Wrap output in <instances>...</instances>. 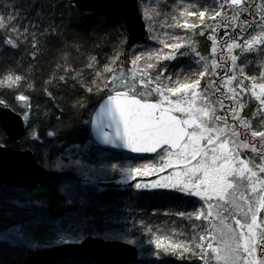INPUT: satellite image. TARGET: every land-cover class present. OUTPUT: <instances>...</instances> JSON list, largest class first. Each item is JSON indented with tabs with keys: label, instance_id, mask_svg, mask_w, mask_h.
Listing matches in <instances>:
<instances>
[{
	"label": "snow or ice",
	"instance_id": "1",
	"mask_svg": "<svg viewBox=\"0 0 264 264\" xmlns=\"http://www.w3.org/2000/svg\"><path fill=\"white\" fill-rule=\"evenodd\" d=\"M69 7L76 4L70 2ZM26 12L15 0H3L0 44L13 49L30 44L35 61L41 52V37L61 34L51 24L41 29ZM140 14L149 26L154 22L151 13L141 10ZM36 16L40 17L41 11ZM192 17L198 22H189ZM172 19L174 23L167 26L186 30L185 36L159 40L150 33L163 48L133 54L127 70L121 53L114 51L102 67L95 56H90L84 65L91 70L87 75L83 69L69 66L44 81L42 91L52 99L55 97L48 85L60 82L74 89L78 85L82 94L77 93L71 102L70 120L64 123L57 116V126L46 132L52 138L50 144L45 145L38 135V125L29 121L26 126L23 143L32 144L36 162L45 171L58 174L59 184L56 191L50 184H34L26 200H12L18 209L40 211L26 222L30 233L26 242L33 252L79 245L102 232L106 242L136 245L144 255L143 244L128 237L134 231H146L152 246L147 255L156 257L152 264H169L171 259L181 264L192 260L202 264H264V70L258 75L245 72L251 63L246 54H257L264 68V4L257 5L255 0H212L211 4L180 7L179 19L176 15ZM206 31L212 42L207 56L197 50L193 39ZM187 56L192 63L170 74L168 66L161 63ZM63 59L67 64V55ZM31 68L29 65V73ZM220 70H224L222 76ZM245 81H251V86ZM25 84L34 88L28 73L9 70L0 75V88L19 92ZM92 97L97 98L95 104ZM16 99L23 102V116L28 121L32 109L29 96L20 93ZM252 99L256 107L245 112ZM0 108L16 110L3 98ZM59 111L63 115L64 108ZM257 119L259 123L254 124ZM80 134H84L83 140L65 147L62 137ZM0 140V148L6 147L7 139ZM100 145L155 157L142 166L111 162L93 166L95 152L106 151ZM93 146L95 152L91 151ZM53 149L60 151L53 156ZM169 169L171 172L155 181L128 186L136 190L169 189L197 198L198 206L194 205L192 211L177 209L171 213L191 221V232L173 229L164 233L142 217L132 219L131 226L117 234L94 226L95 213L89 212L93 199L91 194H84L86 185L114 174L120 177L116 183L125 185L137 177ZM70 170L77 174L75 181L63 178ZM97 191L102 193L103 189ZM35 193H43L45 199L35 198ZM50 196L58 207L77 213L75 222L58 223L43 214ZM41 228L52 232V237L41 242ZM11 231L14 235L3 234L5 241L15 243L25 238L23 225Z\"/></svg>",
	"mask_w": 264,
	"mask_h": 264
},
{
	"label": "trees",
	"instance_id": "2",
	"mask_svg": "<svg viewBox=\"0 0 264 264\" xmlns=\"http://www.w3.org/2000/svg\"><path fill=\"white\" fill-rule=\"evenodd\" d=\"M168 3H199L204 5L211 3L212 0H165ZM15 2L27 10L26 14L33 22L38 23L40 28H47L50 24L57 29L61 34L59 36H51L45 39L41 37V52L38 54V58L34 61L31 53L33 49L30 44H22L18 49L4 46L0 44V75H3L9 70L15 71L17 74L28 73L30 82L34 84V88H28L27 85H22L19 92H14L11 89L0 88V98L5 99L11 104L16 111L23 114L24 106L23 102L18 101L16 96L23 93L30 98L32 109L29 112V121L33 125H38V135L45 140V145L52 142V138L46 136V132L54 129L58 121L57 116L61 117V121L67 123L72 117L70 105L77 93L82 94V90L79 86L74 89L71 84L64 86L63 82L59 85H48L49 91L53 93L55 99L47 96L43 91L44 81L51 78L53 72L62 74L64 67H72L76 69H83L85 75L90 69H85L84 65L88 62L90 56H95L100 62L102 67L107 62L106 58H111L114 51L121 53V60L124 62L125 70L131 68L130 59L132 53L138 50L147 51L153 48L159 49V46L154 41L151 45L148 43V37L145 41L140 42L133 47L127 45V32L125 23L106 11L97 12H81L76 7H69V0H15ZM3 0H0L2 5ZM257 5L264 4V0H255ZM41 11V16L37 17V11ZM142 10H144L142 8ZM27 23V20L24 21ZM171 21H163L162 27L164 31L174 30L177 33V29L174 27H168L172 25ZM157 24H147V28H156ZM161 30H159L160 32ZM166 32H160L159 40H167L161 38L165 36ZM3 36H0V40ZM194 39V37H193ZM197 46L200 51L204 49V38H195ZM76 46L79 47V51L76 50ZM198 50V49H197ZM199 51V50H198ZM239 54V50H237ZM67 55V64L64 63L63 57ZM254 57L259 61V57L254 53ZM180 57L176 61H167L165 64L168 66V74L177 71L181 68L179 64ZM118 63H120L118 61ZM259 63V62H258ZM60 64L62 67H58ZM29 65H32L31 72L29 73ZM261 65L259 66L257 73H250V75H258L261 71ZM264 70V68H262ZM72 75H76L75 72ZM251 82V81H250ZM253 100V99H252ZM251 100V101H252ZM96 97H92V103L95 104ZM39 106V107H37ZM59 108H64V113L61 115ZM251 109V107H250ZM47 113V116H45ZM86 118V117H85ZM26 134V132H25ZM24 134V136H25ZM23 136V137H24ZM0 137L7 139L4 133L0 130ZM23 137L14 142L13 145L16 148H29L34 153L36 151L31 143H23ZM65 140V147H69L73 142H79L84 139V134L78 136L62 137ZM8 141V140H7ZM2 142V140H0ZM9 143V142H8ZM39 147V146H38ZM59 149H53L52 155L59 153ZM91 151L95 152V146ZM109 155L103 158V160L93 158L91 161L93 166H98L100 163L107 164L118 163V157L122 156L109 151ZM99 152H95V155ZM132 160H143L145 158L123 155ZM88 162V161H86ZM118 177L117 175H111L103 179L114 181ZM63 178L75 181L78 177L74 171L66 172V176ZM103 181H97L96 184L86 185L84 188V194L87 196L91 194L93 199V206L89 209V212L95 213L94 226L100 229H105L112 234H117L126 227H130V221L134 218L142 217L148 224L158 227L161 232L170 233L173 229L177 231L184 230L187 234L190 231L191 221H188L182 217H169L164 214L163 210L168 205L178 204L182 206L187 204L191 199L182 196L179 193L165 190H148L136 192L134 188H130L128 185L125 187L100 185ZM46 184L53 185V191L58 190L59 184L57 179L48 182ZM103 189V192L97 191ZM32 192V188H21L15 186H6L0 184V263L4 264H19L22 260L32 252L27 245V238L30 233L27 228L26 222L30 219L40 215V211L36 209H18L12 204V200L21 199L26 200L29 193ZM7 193H10L7 196ZM35 198L45 199L43 193H35ZM43 214L50 220H55L58 223L71 224L75 222L77 213L72 209H64L57 206L54 197H48L45 202ZM129 223L126 224L125 222ZM24 226L25 238L18 240L15 243H9L3 239V234L8 233L10 236L14 235L12 229L18 226ZM139 227V225H137ZM41 242L46 239H50L53 235L47 228H41L39 230ZM95 236L103 237V233L93 234ZM149 233L145 232H133L128 238L133 240H139L143 244L145 251L144 255L140 254V258L137 262L131 264H152L156 257L147 256V250L152 248L147 242ZM136 246V245H135ZM141 252V249L138 248ZM62 264H99L89 258L74 259ZM169 264H181V262L171 259ZM186 264H199L197 260L187 261Z\"/></svg>",
	"mask_w": 264,
	"mask_h": 264
},
{
	"label": "water",
	"instance_id": "3",
	"mask_svg": "<svg viewBox=\"0 0 264 264\" xmlns=\"http://www.w3.org/2000/svg\"><path fill=\"white\" fill-rule=\"evenodd\" d=\"M70 2L75 3L76 8L81 12L106 11L122 19L127 28L128 46H133L146 38V23L140 14L139 0H70ZM0 129L10 143L20 140L26 132L24 116L16 110L0 108ZM100 146L115 152L139 156L153 155L152 153H132L128 149H112L107 145ZM65 175L66 173L63 174ZM57 176L58 174L41 168L36 162L33 151L29 148L18 149L11 144L0 148V184L32 188L34 184L48 183ZM109 185L120 186L114 183ZM82 258H90L99 264H130L138 260L139 250L135 245L106 242L101 237L91 236L79 245H66L51 250L31 252L19 264H59Z\"/></svg>",
	"mask_w": 264,
	"mask_h": 264
},
{
	"label": "rangeland",
	"instance_id": "4",
	"mask_svg": "<svg viewBox=\"0 0 264 264\" xmlns=\"http://www.w3.org/2000/svg\"><path fill=\"white\" fill-rule=\"evenodd\" d=\"M164 2L166 3L165 0H140L141 8H143L144 11L151 13L153 15V20H154L153 24H157L158 25L155 29L154 28L153 29L152 28L148 29V43H149V45H151V42H153V41H154V43L156 42L157 45L159 46V49H162L163 45L161 43H159L158 39L150 38V33L154 37H160V32H166L167 35L165 34V36H161V38L167 39V40H170L171 36H173V35H180L182 37L185 36V31L186 30L181 29V28H174V29H177V33H175L174 30H172V31H164V28L162 27V24H163L164 20H169V19H170L169 21L174 23V21L172 19L173 15H176L177 18L179 19V8L189 5V3H182V4L177 3V4H175V3H168L167 2V8L165 7V9H163L160 6V3L162 4ZM190 4L195 5L196 3H190ZM207 4H209V3H207ZM164 11L167 12V15L164 14ZM156 13H159V14H156ZM189 22H198V20H197V18H195V19L189 18ZM159 30H161V31L159 32ZM151 50L154 51V50H157V48H153ZM168 51H170V50L169 49H164V52H168ZM135 52L136 51H134L131 55H133V54H137L138 55L142 51L138 50L137 53H135ZM248 59H249V61H251V63H249L248 66L245 68V72L247 74L255 73L258 70L257 68H259L260 63H258V61L255 59L254 53L248 54ZM166 62L167 61H161V63H164V64ZM141 63H143V62H141ZM261 70H262V68H261ZM258 82H260V81H258ZM258 123H259L258 119L256 121H254V124H258ZM107 155H109V153L105 152L103 154H101V153L96 154L95 157L97 159L101 158V160H103V158L106 157ZM153 157H155V155L146 157L145 159L140 161V160H132V159H129L126 156L122 155V156L118 157L117 162L118 163H122L124 165H129V166H142V165H144L146 163L153 162V160H152ZM167 174H160L159 173L157 178H155L153 180H147V181H144V182H141V183H148V182H151V181H155V180L159 179L160 176L167 175ZM117 176L118 177H116V179H114V181H117L118 179H120L119 175H117ZM150 176H152V175H150ZM146 177H149V176H146ZM111 180L102 179V180H98V182L99 181H111ZM125 186H126V184L123 185V187H125ZM134 190L136 192H139V190H136V189H134ZM142 190L143 189H141L140 191H142ZM148 190L172 191V190H169V189H148ZM179 194H181V193H179ZM9 195H10V193H7V196H9ZM181 195L186 197V198H188V199H191L192 201H190L187 204H183L182 206H180L178 204L168 205L163 210L164 214H166L170 218L171 217L176 218V217H180V216L172 215L171 213L175 212L177 209L185 210V211H192L193 206L195 205V202H196L197 198L195 199L194 197H187V196H185L183 194H181ZM195 206H198V205H195ZM195 223L196 224H201L202 222L201 221H196ZM189 232H191V227H190V231ZM147 242H148V238H147ZM146 254H147V252H146ZM147 256H149V255H147ZM197 261H198L199 264H202L201 261H199V260H197Z\"/></svg>",
	"mask_w": 264,
	"mask_h": 264
},
{
	"label": "flooded vegetation",
	"instance_id": "5",
	"mask_svg": "<svg viewBox=\"0 0 264 264\" xmlns=\"http://www.w3.org/2000/svg\"><path fill=\"white\" fill-rule=\"evenodd\" d=\"M190 4V3H189ZM160 6L165 9V7L167 8V2L165 3H160ZM164 14L167 15V12L164 11ZM191 19H195V17H192ZM223 35V30L219 33V36H222ZM196 38V36H194V39ZM198 39H201V38H204V44H203V47L204 49L202 51H200L201 49H199V47L197 46V49L201 52L202 55H205L207 56L209 53H210V50H211V45H212V42L211 40L208 39V32L206 31L205 32V35L204 36H197ZM236 53L238 54L237 50H236ZM192 63V58L191 56H187V57H180L179 59V64L181 67H184L186 65H189ZM230 63V62H229ZM238 64H239V61H238ZM221 71V76L223 75V72L224 70H220ZM172 73V72H171ZM170 74V73H169ZM230 74V73H229ZM205 83V81L202 80V85ZM245 83L250 87L251 86V82L250 81H245ZM247 96H250L249 93L246 94ZM257 105V102L255 101L254 103H251L249 104V107L245 109V112H249L250 110V105H252L254 107V105ZM256 107V106H255ZM171 171V169L169 170H166V172H164L163 174H167ZM196 199V198H195ZM262 215H264V213H262Z\"/></svg>",
	"mask_w": 264,
	"mask_h": 264
},
{
	"label": "bare ground",
	"instance_id": "6",
	"mask_svg": "<svg viewBox=\"0 0 264 264\" xmlns=\"http://www.w3.org/2000/svg\"><path fill=\"white\" fill-rule=\"evenodd\" d=\"M69 3H70V0H69ZM179 4H181V3H179ZM170 20V19H169ZM169 20H164V21H169Z\"/></svg>",
	"mask_w": 264,
	"mask_h": 264
}]
</instances>
